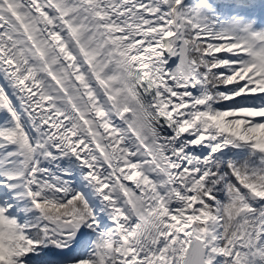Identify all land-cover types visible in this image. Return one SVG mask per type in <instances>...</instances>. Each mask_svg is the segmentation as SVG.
<instances>
[{"label": "snow or ice", "instance_id": "1", "mask_svg": "<svg viewBox=\"0 0 264 264\" xmlns=\"http://www.w3.org/2000/svg\"><path fill=\"white\" fill-rule=\"evenodd\" d=\"M0 264H264V0H0Z\"/></svg>", "mask_w": 264, "mask_h": 264}]
</instances>
